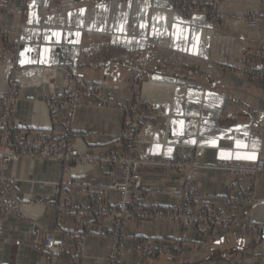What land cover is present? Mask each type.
<instances>
[{"label": "crops", "instance_id": "obj_1", "mask_svg": "<svg viewBox=\"0 0 264 264\" xmlns=\"http://www.w3.org/2000/svg\"><path fill=\"white\" fill-rule=\"evenodd\" d=\"M72 1V8L62 10L57 8L60 0H0V92L15 67L20 69L14 125L44 130L62 122L61 116L51 113L44 96L62 84L61 74L68 70H76L86 82L103 84L114 103L127 102L132 98L130 81L137 75L136 67L145 63L156 78L146 85L149 95L160 99L169 85L179 93L174 102L156 103L147 112L138 156L143 160L169 157L177 146L196 151L209 166L199 177L197 198L210 211L224 212L225 201L242 197L251 178L218 167L220 162H253L264 156V88L244 84L223 66L243 63L245 44L251 56L264 47V24L249 29L243 22H234L227 29L220 27L213 38V23L206 15L171 14L168 0ZM221 7L228 13L251 8L264 13L260 0H225ZM21 11H26L23 29L17 14ZM147 38L150 43L145 44ZM171 40L210 51L212 63L205 67L209 72L215 69L217 76L197 77L196 62L167 50ZM45 69L55 70L52 81L44 79ZM124 122L120 108L83 106L75 124L76 144L90 152L121 153ZM251 155L255 158H246ZM140 172V203L161 208L178 204L183 187L179 171L145 165ZM9 175L15 179L14 194L26 215L10 212L4 219L0 264H46L42 238L46 231H56L64 241L61 264H73L80 248L84 252L80 264L108 263L112 240L104 235L113 221L91 210L77 211L98 199L117 201L119 192L111 185L121 176L120 165L82 163L65 172L59 160L22 158L9 165ZM254 189L258 202L251 211L257 230L252 235L239 227L192 226L181 250L176 246L183 233L179 223L133 220L124 239L122 264H264V173L255 178ZM139 237L153 239L165 247L164 252L142 258Z\"/></svg>", "mask_w": 264, "mask_h": 264}, {"label": "built area", "instance_id": "obj_2", "mask_svg": "<svg viewBox=\"0 0 264 264\" xmlns=\"http://www.w3.org/2000/svg\"><path fill=\"white\" fill-rule=\"evenodd\" d=\"M168 1L175 13L178 12L186 16L198 13L209 14L218 21L227 19L225 12L219 14L217 10L219 4L225 0H208L205 5L199 0ZM260 1L264 4V0ZM229 18L235 19L236 22H243L251 29H258L264 24V13L257 8L231 14ZM255 61L256 63L250 68L252 70L250 71L251 77L264 86V47L257 52ZM140 72L142 77L143 74L147 75L148 73L145 67H141ZM19 74V67H15L5 89L0 92V227L5 216L10 212L21 216L26 215L23 203L15 197V179L8 173L9 165L22 158H37L59 160L63 162L66 172L72 166L82 163L99 165L106 162L120 165L121 176L111 185L114 190L119 192L118 200L115 203H105L98 199L96 203L82 205V208L77 211V213H81L91 210L97 216L113 220L114 225L109 231L113 238L109 264L122 263L126 227L133 219L179 223L183 228V233L177 240L178 245L189 241L188 230L192 226H211L224 229L240 227L248 233L256 231L257 226L252 219L251 211L257 202L254 179L258 174L264 173V156L253 162H220L218 167L241 177H250L251 180L242 197H233L225 201L224 212L210 211L205 203L197 201L196 183L201 172L209 166L201 160L196 151H188L184 146H177L169 157L150 156L143 160L138 156L139 145L143 142L140 128L147 116V100L140 93H137L135 99L130 102L114 104L109 95L105 93L102 84L86 82L76 70H68L62 75V84L44 96L49 102L51 113L58 117L61 116L62 122L44 130L23 129L14 125V114L21 85ZM149 75L151 80L152 75L148 73ZM152 81L154 80L152 79ZM83 106H118L123 109L125 122L121 139L124 149L121 153L90 152L77 146L75 124L78 111ZM145 165L165 166L182 174L183 187L176 206L161 208L156 205H144L137 200V195L143 187L140 169ZM43 246L48 255L47 264H59L54 259H57L64 251L65 244L56 231L44 232ZM164 250V246L156 245L151 238L141 237L138 241V251L144 257L153 258L163 253ZM74 259L76 264H80L82 254L77 253Z\"/></svg>", "mask_w": 264, "mask_h": 264}, {"label": "rangeland", "instance_id": "obj_3", "mask_svg": "<svg viewBox=\"0 0 264 264\" xmlns=\"http://www.w3.org/2000/svg\"><path fill=\"white\" fill-rule=\"evenodd\" d=\"M192 1V0H191ZM199 2H201L202 4H204L205 5V3L207 2H203L202 0H199ZM224 1H222L220 4H219V6H218V12H219V14H222V12H224V10L222 9V3H223ZM168 3H169V12H171V14H178V15H181V16H184V17H190V16H186V15H183V14H181V13H175L174 12V10H172L171 9V4H170V2L168 1ZM74 6V3H73V1L72 0H60V2H59V4H58V6H57V8L58 9H62V10H65V9H69V8H72ZM252 9V8H251ZM249 10V9H248ZM245 12V11H244ZM15 13H17V12H15ZM26 13V11H21V12H18L17 14L18 15H20V17H21V19H22V21H21V23H20V27H22V29L26 26V23H25V20H24V18H25V16H24V14ZM226 13V17H227V19L225 18L223 21H221V20H217V19H215L214 18V16L213 15H211V16H209V14L208 15H206L210 20H211V22L213 23V26H212V33H213V38L214 37H216V36H218V34H219V29H220V27L221 28H224V29H227L228 27H230V25L232 24V23H234V22H236V20L235 19H232V18H229V15H231V14H234V13H228V12H225ZM242 13V12H241ZM198 14H200V13H198ZM210 14H213V13H210ZM227 14H228V16H227ZM205 15V14H204ZM237 22H239V21H237ZM24 25V26H23ZM261 27V26H260ZM259 27V28H260ZM249 29H251V28H249ZM145 39V38H144ZM147 40L148 41H146V40H144V42H145V44L147 43V42H149L150 40H149V38H147ZM150 43V42H149ZM169 46H167L168 48H167V50H169V51H173V52H176V54H181L182 56H184L187 60H190V61H193V62H196L195 64V66H197V77L199 76V77H203L204 76V74L205 73H209V74H211V75H213V76H217V72L215 71V69L214 70H212L211 72H209V71H207L206 70V63L208 62V63H212V59H211V52L209 51L208 53H206V52H204L203 51V49L202 48H195V49H192V46H189V44H184L183 42H181V41H178V40H171L170 42H169V44H168ZM181 46V47H178V46ZM188 47V48H187ZM249 47V45L248 44H245V48H247V50H245V61L243 62V63H241V62H239V61H233V62H231V63H229V64H225L224 66H223V69H224V71H227L231 76H233V77H238V78H240V79H242V81L244 82V84H248V83H254V84H257V85H260V86H262L263 88H264V86L261 84V83H259V82H257V81H255V80H253L252 79V73H250V71H252L250 68H251V66H253V64L254 63H256V61H255V56H256V54H257V52L260 50H258L257 52H255V54L253 55V56H251L250 55V48H248ZM184 48H186V50H183ZM209 48L210 47H208V50H209ZM201 51V52H200ZM203 51V52H202ZM146 64L145 63H143L142 65H139V66H137L136 67V71H137V75H135L133 78H132V80L130 81V85L132 86V98H131V100H129V102L130 101H132V100H134L135 99V95H137V93H140L141 95H142V97L143 98H145L146 100H147V102H146V107H147V112H149V110H151V108H153V106H155V104L156 103H163V102H170V103H172V102H174L175 100H176V97H175V100L173 101V99H172V97H170V95H169V88L171 87V86H175V85H169V86H167L166 88H164V90H163V92L162 93H160V99L159 98H156V97H154V96H151V95H149L148 93H147V90H146V85H149V84H151V83H153V81H152V79L154 80V79H156L154 76H153V73L149 70V69H147L146 68V66H145ZM141 67H145L146 69H147V72L148 73H150L151 75H152V78H151V80L149 79L150 78V75L148 76V73H147V75H145V74H143V77H142V75H141V72H140V68ZM63 73H65V72H63ZM63 73L61 74V77H62V75H63ZM204 73V74H203ZM24 75H25V73H22V75H21V79H23L24 80ZM43 76H44V79L45 80H48V81H52L53 79H54V77H55V70L54 69H45L44 71H43ZM247 76H249V77H247ZM10 77V76H9ZM9 79V78H8ZM158 80V79H157ZM168 82H171V83H173V82H175V81H168ZM176 83V82H175ZM101 84V83H100ZM103 85V84H102ZM21 86V85H20ZM176 87V86H175ZM19 89H20V87H19ZM176 89H177V87H176ZM179 90H177L176 92H177V94L179 93L178 92ZM105 93H106V91H105ZM128 102V101H127ZM114 104H116V103H114ZM153 104V105H152ZM90 107H95V106H90ZM110 108H120V107H118V106H115V107H110ZM121 109V108H120ZM122 111H123V109H121ZM123 114H124V112H123ZM123 132V131H122ZM140 134H141V128H140ZM117 153V152H116ZM262 157V156H261ZM168 168V167H167ZM170 169V168H169ZM65 171V170H64ZM66 172V171H65ZM8 173H9V170H8ZM202 173V172H201ZM201 175V174H200ZM259 175V174H258ZM257 175V176H258ZM256 176V177H257ZM200 177V176H199ZM255 177V178H256ZM198 180H199V178H198ZM255 180V179H254ZM197 183H198V181H197ZM197 183H196V190H197ZM254 184H255V182H254ZM254 192H255V189H254ZM196 194H197V191H196ZM244 194V193H243ZM119 197V196H118ZM255 198H256V196H255ZM229 199H231V198H229ZM257 199V198H256ZM118 200V199H117ZM197 201L198 202H202V201H199L198 200V198H197ZM257 202H258V199H257ZM256 202V203H257ZM204 203V202H203ZM8 215V214H7ZM6 215V216H7ZM6 216H5V218H6ZM100 217H104V216H100ZM4 218V219H5ZM112 220V219H111ZM133 220H139V219H133ZM133 220H131V221H133ZM4 221V220H3ZM113 221V220H112ZM130 221V222H131ZM144 221V220H143ZM151 221H155V220H151ZM129 222V223H130ZM159 222H164V221H159ZM129 223H128V225H127V227H126V237H127V228H128V226H129ZM3 224V223H2ZM113 225H114V222H113ZM112 225V226H113ZM181 226V225H180ZM208 227H211V226H208ZM111 228V227H110ZM216 228H218V227H216ZM235 228V227H234ZM240 228V227H239ZM0 229H1V227H0ZM241 229H243V228H241ZM182 230H183V228H182ZM244 230V229H243ZM257 230V229H256ZM109 231H110V229L106 232V235H104V237H106V238H111V240H112V243H113V238H112V234H110L109 233ZM245 231V230H244ZM247 234H249V235H252L253 233H255V231H253L252 233H248L247 231H245ZM44 234V233H43ZM125 237V238H126ZM43 238V237H42ZM124 238V239H125ZM141 237H139L138 239H137V243H138V241H139V239H140ZM149 238V237H148ZM181 238V237H180ZM179 238V239H180ZM124 239H123V246H124ZM153 240V239H152ZM154 242V241H153ZM178 242V241H177ZM177 242H176V246H179V248H181V250L184 248V246H186V244L187 243H185V244H183V243H180L179 245L177 244ZM84 242H83V240H81L80 241V245H82ZM112 245L113 244H111L110 245V248H109V253H108V257H107V260H108V263L107 264H109V258H110V253H111V247H112ZM124 249H125V251H124V254H123V256H122V261H123V258H124V256H125V253H126V248H125V246H124ZM137 249H138V247H137ZM164 249H165V247H164ZM183 252V251H182ZM182 252L181 253H177L178 254V258H180L181 257V255H182ZM77 253H81L82 254V258L84 257V252H83V249L82 248H80L78 251H77ZM76 253V254H77ZM138 253L141 255V257L142 258H144V259H152V258H147V257H144L139 251H138ZM62 254V253H61ZM162 254V253H161ZM160 255V254H159ZM159 255H157V256H159ZM157 256H155V257H157ZM155 257H153V258H155ZM60 258V256L57 258V259H54V261L55 262H57L58 261V259ZM176 258H177V256H176ZM47 261H48V259H47ZM81 261H82V259L80 260V263H81ZM59 262V261H58ZM72 263L73 264H76V261H75V259L73 258V261H72ZM46 264H47V262H46ZM59 264H61L60 262H59ZM122 264V263H121Z\"/></svg>", "mask_w": 264, "mask_h": 264}, {"label": "bare ground", "instance_id": "obj_4", "mask_svg": "<svg viewBox=\"0 0 264 264\" xmlns=\"http://www.w3.org/2000/svg\"><path fill=\"white\" fill-rule=\"evenodd\" d=\"M176 91H177V89H176L175 86H171V87L169 88V95H170V97H172L173 101L175 100V96H176V94H177Z\"/></svg>", "mask_w": 264, "mask_h": 264}, {"label": "snow or ice", "instance_id": "obj_5", "mask_svg": "<svg viewBox=\"0 0 264 264\" xmlns=\"http://www.w3.org/2000/svg\"><path fill=\"white\" fill-rule=\"evenodd\" d=\"M57 35H59V34H57ZM22 63L24 62V61H21ZM177 123H179V124H183V121H178ZM194 142V141H193ZM212 143H215V141H212ZM237 143V145L238 146H240V141H237L236 142ZM169 152H171V149H169ZM246 158H249V159H254L255 158V156L254 155H251V156H247Z\"/></svg>", "mask_w": 264, "mask_h": 264}]
</instances>
